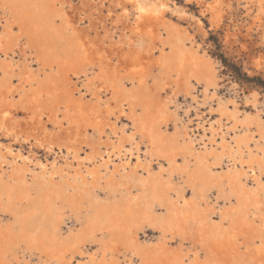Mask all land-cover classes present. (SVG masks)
<instances>
[{
    "label": "bare ground",
    "instance_id": "6f19581e",
    "mask_svg": "<svg viewBox=\"0 0 264 264\" xmlns=\"http://www.w3.org/2000/svg\"><path fill=\"white\" fill-rule=\"evenodd\" d=\"M90 1H94L95 4V0ZM94 4L91 3V6ZM111 4L122 7L119 20L121 17L127 16L130 10H133V22L129 24L128 29L135 34H140L146 27V23L149 22L150 24V20L153 18L163 17L172 5L166 0H111ZM217 4L218 1L213 0L206 5V10L210 12L213 24L220 21L216 9ZM175 9L179 12L177 8ZM111 13L112 9L108 7L107 18L111 17ZM81 19L83 21V16ZM92 23L94 24V22ZM119 23L121 24L122 21ZM49 27L52 29L51 25ZM174 29L173 34H169L168 50L158 55L157 61L161 65V73L175 72V78H181L187 88L194 92H198V88H201L203 98H199L198 95L193 93L192 100L198 103V106L205 105L210 111H215L220 116L216 124L211 122L206 126V121H204V124H202L204 134L202 133L203 135L199 139L195 137L194 132L181 139L178 136L177 138L174 137V135L172 137L167 135L162 128V125L167 121L168 112L165 109L153 112L152 94L147 86L145 87L143 84L144 77L148 73V64H150L144 51H134L128 48L125 52H121L122 56H119L121 57L119 60L126 65L127 73L130 75L129 79L134 81L138 77L139 82L131 83V85H127L122 81L114 82L115 84L110 82L109 86L115 88L112 96L116 100V104L111 109L107 107L110 110L109 116L104 115L102 117L103 110L99 109L98 106L93 107L89 115L86 113L88 109L81 101L72 102L67 100L70 103L64 109V118L67 124L66 132H61L62 129L50 130L49 128L48 130L44 126L41 127L37 123L38 115L35 112H32L26 120H17L16 117V120L13 119L15 108L11 107H15L16 104H19V107L23 105L27 93L25 89H21L14 97L9 95V78L11 74L9 68H12L16 62L12 65L4 63V60L0 62V134L12 137L14 141L31 142L47 152L55 151L57 154L56 149L60 150L50 164L40 160L36 162L42 172L37 177V181L32 184L26 176V171L29 168L25 169L24 165L29 166L36 159L20 153L13 154L15 161L13 163L20 164L13 169L12 177L8 181L6 180L7 182L0 180V200H2L3 195H6L7 200H27L28 204L26 205L25 219L19 218L22 220L20 234L14 237L10 233L5 235L0 232V263L8 258L9 252L13 256H17L18 249L22 247V242L28 244L31 249H38L47 255L52 252L57 253L55 255H59L58 258L63 259L66 252L74 253V249L85 245L91 236H96L97 232L101 231L98 234L102 236L111 235L112 237L116 236L128 240V250L135 264H183L184 259L181 256L177 257L171 251L162 252L156 244L139 241L134 229L142 228L141 226L146 223L155 229V232L162 231L164 234L173 233L185 237L190 233L189 231L194 232L205 256L200 258L201 254L198 255L196 252L189 264H264L263 113L260 109L256 113H250L245 109V111L240 110L236 106V100L225 98L222 96L223 94L220 95L221 93L219 94L218 91L220 90V83L215 71L212 70L210 59L205 57L207 55H199L196 50L194 51L192 46L187 45L183 35L178 33V29ZM2 46L0 40V51L3 48ZM1 54L0 52V57H2ZM98 58L101 60L99 66L101 72L104 71L102 65L104 63L111 64L112 60L108 56L106 57L103 51L98 52ZM253 64L260 65V59L253 62ZM156 74L158 76V73ZM30 78L32 76L27 75V81ZM33 78L35 79V75H33ZM26 87L27 85H25ZM44 90L37 89L33 94L34 97L30 103L35 106L36 110L34 111H37L39 107L42 111V108L46 107L42 103ZM46 93L48 94L47 106L51 107L52 104L54 108L55 95L49 91ZM158 95L156 96L158 97ZM244 97L247 105L253 104L257 108L255 97L247 95ZM230 103H235L234 107ZM194 108L196 109V105ZM174 111L176 113V110ZM56 112L57 110L54 111L55 114ZM113 114L117 116V119L118 115L124 117L126 122L123 121L122 125L118 124V120L116 122V118L113 119ZM176 114L175 116H177ZM83 115H85L84 118ZM103 119H105L104 122ZM222 119L224 121L225 119L231 120L232 125L226 126ZM55 124L58 123L55 122ZM251 127L256 128L259 138L255 136V130L252 132ZM38 128H41V130L39 131ZM180 132H182L181 129ZM90 136H95L99 142L103 141L107 147L111 146V150L108 149L110 147H105V149H102L104 151L96 156L80 155L78 143L87 141ZM2 149L3 146L0 142V167H3L5 163ZM5 152L11 154L12 150L7 147ZM60 153L64 155L61 158L65 160V166L62 167L58 165L60 158L58 159L57 156ZM143 154L145 157H143ZM116 157L123 162L119 167L115 166V170H110V164L114 163ZM134 158H136V161L134 160L135 162L132 163ZM21 160L24 162L23 166H21ZM154 164L159 167L157 166V169L152 168ZM139 168H143L144 172H139ZM58 169L65 173L69 172V176L70 170L73 169L74 173L70 177L72 182L54 183L52 179L57 174ZM115 172H120V175L117 176ZM15 177H17V181L10 184V181L16 180ZM47 178L49 180L46 181ZM250 179L251 182L253 181L251 184ZM131 182H134L139 189L136 193L123 190ZM99 187H103L110 194H114V197L103 198L97 194L93 195V190ZM33 190L36 191L37 196L32 195ZM212 190H215L216 200H222V202L215 201L212 198ZM117 192H120V195H115ZM58 198L62 200H90L91 210L83 218L81 230L66 233L67 235L64 234L61 226L63 220L54 212L56 210L55 200ZM34 200L42 201L37 202V210L34 209L32 213L29 211ZM202 201H206V203ZM35 216L42 219L41 224L37 225L38 218H35ZM129 221L138 224L135 225L136 228L132 229ZM243 246H245L244 251L242 250ZM106 248L103 253V260L95 262L96 259L91 258L89 260L90 264H120L117 261L115 263L109 262L108 258L110 259V257L108 256L114 250Z\"/></svg>",
    "mask_w": 264,
    "mask_h": 264
},
{
    "label": "rangeland",
    "instance_id": "374dc122",
    "mask_svg": "<svg viewBox=\"0 0 264 264\" xmlns=\"http://www.w3.org/2000/svg\"><path fill=\"white\" fill-rule=\"evenodd\" d=\"M166 1H168L170 5L172 4L171 9H169V11L167 10L168 12L166 11L163 17L153 18L150 20V24L147 22L146 27L140 34H135L128 29L129 24L133 22V10H130L127 16L121 17L119 20V13L122 11V7H116L114 4H111V0H95V4L94 1L90 0H84V2L83 0H26L27 3L25 0H0V40L3 44V48L0 51L2 53L0 62L4 60L3 62L9 65L16 62L12 68H9L11 71L9 78V95L14 97L21 89H25L27 93L23 105L19 107V104H16L15 107H11L13 109L15 108L13 110L14 112L16 110L15 113L13 112V114H15L13 119L26 120L32 112H35L38 115L37 123L41 127L44 126L48 130L49 128L50 130L62 129L61 132H66L67 124L64 118V109L65 106L70 103L67 100L72 102L77 100L81 101L88 109V111H86L88 114L91 113L93 107L98 106L99 109L103 110L102 117L104 115L109 116V109L116 104V100L112 96L113 89L115 88L109 86L110 82L117 83L118 81H122L127 85L139 82L138 77V79L136 78L134 81L129 79L130 75L127 73L126 65L119 60L121 59L119 56H122L121 52H125L128 48H131L134 51H144L146 53V57L149 61L148 63L150 64H148V73L144 77L145 80H143V84L145 87L147 86V89H149L152 94L153 112L155 113V111L159 109H165L168 112L167 121L162 125L167 135L172 137L174 135L176 138L178 136L181 139L194 132L195 137L199 139V137H202L204 134L202 129L204 121L207 122H205L206 126L211 122L216 124L220 116L217 112L210 111L207 106H198V103L192 100L193 93L198 95L199 98H203L201 95V88H198V92H194L187 88V85L181 78H175V72H170L168 74L161 73V65L157 61L158 55L168 50V43L170 41L169 34H173L174 28L178 29L180 35H183L188 46H192L194 51L196 50L199 55H207L205 57L210 59L212 70L215 71L220 83V90H218L219 94L221 93L220 95L223 94L222 96L225 98L236 100V106L240 110L245 109L250 113H256L258 109H260L264 116V0H217L218 4L216 9L219 13L220 21L216 24H213L210 18L211 14L206 10V5L213 0H200L198 3L193 4H186L183 0ZM91 3L95 6L92 5V7ZM98 4L99 6H97ZM101 4H103L104 7ZM181 5L185 6L186 9ZM107 6L112 9V13L114 12V14L118 10L116 12L117 15L111 13V17L107 18ZM82 7L87 8L82 9ZM175 8H177L179 12L176 11ZM101 9L103 10L101 11ZM85 10L87 11L84 12ZM175 12L178 13L176 14ZM81 15L83 16V21ZM120 21H122L121 24L123 25L119 23ZM92 22H94V24ZM112 22H118L119 24ZM49 25H51L52 29ZM95 25L96 27L93 28ZM117 27L119 28L117 29ZM137 38L139 39L137 40ZM100 51H103V54L112 60L111 64L104 63L102 65L104 71L101 72L99 70L101 60L99 59L100 57L98 58V52ZM110 52L112 57L110 56ZM115 53L116 55H114ZM259 59L260 65H254L253 62ZM156 73H158V76ZM29 74L32 78L27 81V75ZM33 75H35V79ZM151 83L152 85H150ZM25 85H27L26 88ZM37 89H45L43 91L42 103L44 107H46L42 108V111L40 107L39 109L37 108V111H34L36 110L35 106H33V103H30ZM46 90L55 95L54 108L52 104L51 107L49 105V107L47 106L48 94ZM245 94L249 97L252 96L256 98L257 108L253 104H246ZM156 95H158V97ZM188 95L191 96L188 97ZM111 102H113L114 105ZM230 104H232V107L235 105V103ZM195 105L197 110L194 108ZM107 107H109V109ZM56 110L57 112L55 114L54 111ZM174 110H176L177 114ZM175 114L177 116H175ZM84 116L85 115H83V118ZM113 116V119L116 118V122L118 120V124L120 125L123 124V121L126 122L124 117L122 118L118 115L117 119L115 114H113ZM222 120L226 126L232 125L231 120ZM55 122L58 124H55ZM180 129L182 132H180ZM40 130L41 128L39 131ZM251 130L252 132L255 130V136L257 138L260 137L255 127ZM6 137L7 136L0 134V142L3 146L2 154L5 156L4 166L0 167V180L5 182L12 177L13 169L20 164L13 163V154L20 153L24 156H30L32 159H36L35 162L29 164V166L24 165L22 160L20 161L21 166L24 165L25 169L29 168L26 171L27 173H25L26 176H28L27 179L30 181V184H32L37 181V177H39L42 172L36 162L40 160L50 164L60 151L56 149L57 154L55 151L47 152L44 149L36 147L31 142L29 143L28 141L21 140L14 141L12 137ZM94 139H96L95 136H90L87 141L78 143L80 155L96 156L98 153L101 154L104 151L102 149L107 147L106 144L103 141L99 142L98 139ZM7 147L11 148V154L5 152ZM108 147L107 148L111 150V146ZM27 151H29V153H27ZM59 156H57L58 159L60 158V161L57 159L59 167L65 166V160L61 158L64 155L60 153ZM143 157H145V155ZM120 160L121 159H117L116 157L114 163L110 164V170H115V166L119 167L123 162ZM134 160L136 161V158L132 160V163L135 162ZM157 166V164H154L152 168L157 169L159 167ZM73 169L70 170V176L68 175L69 172L65 173L61 169H58L57 174H55L56 177L54 176L52 179L53 182L56 184H61L64 181L69 183L72 182V178L70 177L74 173ZM140 171L144 172V169L139 168V172ZM115 173L117 176L120 175V172ZM15 179L16 180L10 181V184L16 182L17 177H15ZM47 180H49V178H47L46 181ZM249 182L251 184L253 181L251 182L250 179ZM95 190H93V195L97 194L103 198L114 197V194H110L103 187H99ZM123 190L129 193H136L139 189L134 182H131L127 187L123 188ZM214 191L215 190L211 191L212 198L215 199V201L222 202V200H216ZM117 194L120 195V192H117L115 195ZM32 195L37 196L35 190L32 191ZM38 201L41 202L42 200H34L29 212L33 213V210L37 208L36 205ZM55 203L56 210H54V212L63 220L61 226L64 234L67 235L70 232L81 230L83 218L91 210L90 200H62L58 198L55 200ZM203 203H206V201ZM27 204V200H7V196L3 195L2 200H0V232L5 235L10 233L14 237L20 234L22 230V220L19 218L25 219ZM35 218H38L36 221L38 223L37 225L42 223V219H39L40 217L35 216ZM129 224L132 229L136 228L135 225H138L132 221H129ZM146 225L145 223L141 226L142 228L134 229L135 235L140 242L156 244L162 252L171 251L175 256H181L184 259L183 264H189L196 252L198 255L201 254L200 258H204L205 253H203L204 251L195 237L194 232L192 233L189 231L190 233L185 237H181L173 233L164 234L162 231L155 232V229L151 228L149 225L146 227ZM98 233H101V231H98L96 236H91L90 240L86 241L85 245L74 249V253L66 252L63 259L58 258L59 255H55L57 253L52 252L50 255H47L45 252H41L38 249H31L28 244L22 242V247L18 249V255L13 256L12 253L10 254L9 252L8 258L0 264H90L89 260L91 258L96 259L95 262L103 260V253L106 247V249L111 248L114 250L113 253L108 256L110 257V259L108 258V260H110L109 262L115 263V261H117L120 264H135L128 250V240L116 236L112 237L111 235L102 236ZM242 250H245V246H243Z\"/></svg>",
    "mask_w": 264,
    "mask_h": 264
},
{
    "label": "crops",
    "instance_id": "0c3cea01",
    "mask_svg": "<svg viewBox=\"0 0 264 264\" xmlns=\"http://www.w3.org/2000/svg\"><path fill=\"white\" fill-rule=\"evenodd\" d=\"M186 4H193V3H198L200 0H191V2H186L185 0H183ZM181 6H183V5H181ZM184 7V9H186V7L185 6H183ZM180 95H183V94H180ZM188 97H190V95H188ZM104 120L105 119H103V122H104ZM21 124H22V122H21ZM24 126V125H23ZM22 126V127H23Z\"/></svg>",
    "mask_w": 264,
    "mask_h": 264
}]
</instances>
